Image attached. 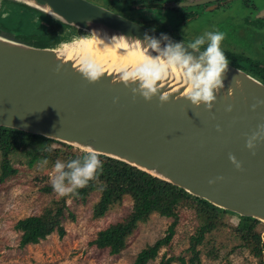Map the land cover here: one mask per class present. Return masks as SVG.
Returning <instances> with one entry per match:
<instances>
[{"label": "water", "instance_id": "1", "mask_svg": "<svg viewBox=\"0 0 264 264\" xmlns=\"http://www.w3.org/2000/svg\"><path fill=\"white\" fill-rule=\"evenodd\" d=\"M5 1L10 11L0 6V127L76 149L77 144L91 145L101 155L229 214L264 223V139L256 142L254 150L246 147L248 136L264 124V104L257 103L264 100L262 80L229 62L224 88L211 110L183 98L179 79L169 81L173 95L168 102L161 103L158 97L151 101L140 95L134 98L129 88L116 82L114 69L136 63L138 53L112 49L107 58H97L112 76L105 74L96 83H88L75 70L74 57H65L57 71L61 61L55 53L62 44L90 38L93 32L106 42L120 35L143 39L146 33L160 38L164 32L92 0ZM38 13L75 32L53 44L23 37L32 33L25 19ZM168 36L173 42L183 41ZM230 154L241 163L240 169L230 161Z\"/></svg>", "mask_w": 264, "mask_h": 264}, {"label": "rangeland", "instance_id": "2", "mask_svg": "<svg viewBox=\"0 0 264 264\" xmlns=\"http://www.w3.org/2000/svg\"><path fill=\"white\" fill-rule=\"evenodd\" d=\"M257 2L259 8L264 6L260 0ZM247 13L248 10L241 4L237 8L239 19L236 24L222 25L209 22L201 24V28L209 32L225 33L222 50L263 60L264 29L261 30L260 26L264 25V18L255 15L246 19ZM35 15L38 18L43 16L41 13ZM25 25L27 30H32L38 23L31 17L25 19ZM235 62L236 65L249 68L246 60ZM50 146H59V143L52 142ZM73 149L81 152L74 147ZM18 158V156L15 157L16 160ZM27 159L24 158V163H16L21 169L16 177L0 185V264H134L138 253L164 236L173 222V218L153 214L147 222L139 224L128 238L127 246L121 253L111 254L108 248L100 249L91 245L90 242L95 239L100 230L127 216L132 210L133 201L130 196H126L123 201L111 206L103 217L95 218L94 205L100 198V191L97 190L89 195L86 203L77 202L71 198L67 200L76 219L74 221L70 218L66 219L67 233L63 238L54 232L37 244H29L21 248L19 246L21 232L15 229L17 222L29 215L40 213L52 200L58 199L53 189H46L51 187L50 178L53 169L41 172L37 164L30 167L26 162ZM224 219L228 223H239V217L233 214L226 213ZM199 224L200 220L194 209L182 208L177 231L169 250L161 249L157 259L149 264H159L165 252L167 256L173 254L188 260L191 256L190 237ZM241 242V238L231 227H218L208 234L206 243L200 246L203 250L202 264H229V262L259 264L258 259L247 248L241 246ZM214 248L217 249V257L212 254ZM177 263L179 261L173 262V264Z\"/></svg>", "mask_w": 264, "mask_h": 264}, {"label": "trees", "instance_id": "3", "mask_svg": "<svg viewBox=\"0 0 264 264\" xmlns=\"http://www.w3.org/2000/svg\"><path fill=\"white\" fill-rule=\"evenodd\" d=\"M26 10L29 13L32 12L28 8ZM44 16L45 14L36 20L38 25L32 29L33 31L38 26L43 28L50 22L58 23L70 30L59 34L52 31L40 34L38 37H31L30 34L23 37L33 38L40 43L53 44L75 32L72 27L48 16H45L46 19H44ZM36 32L40 33L37 30ZM52 142L56 141L24 131L0 127V185L20 173L21 169L16 163H24V158H28L26 162L30 167L37 164L38 169L45 172L53 169L57 160L67 163L83 154L74 150L72 146L60 142H56L59 143V146H50ZM49 148L52 150L49 151ZM17 156L19 158L16 160ZM44 159L48 160V164L42 167L40 162ZM100 159L103 161L102 173L97 180L90 181L87 187L79 189L78 196L54 199L40 213L29 215L17 222L15 229L21 232L19 242L21 248L29 244H37L54 232L63 238L67 233L66 219L70 218L73 221L76 219L67 200L71 198L77 202L86 203L89 195L99 190L100 198L95 203L93 210L95 218L103 217L111 206L123 201L126 196L131 197L133 207L123 219L110 224L97 233L95 239L90 242L97 248H108L111 254H119L127 246L128 238L141 222H147L155 213L173 218L165 235L144 247L134 261V264H149L157 259L161 249L169 250L177 231L180 210L190 208L195 210L200 220V224L190 237L191 256L186 260L182 256L173 254L167 256L168 254L165 252L159 264H173L174 261H179L177 264H202L203 250L200 246L206 243L208 234L223 226L231 227L241 238V246L247 248L258 259L259 264H264V225L261 222L246 217H239L237 224L225 222L224 215L227 212L208 201L199 199L177 186L124 162L103 155H100ZM46 189L51 190L52 187ZM212 254L217 257L216 248L212 250ZM229 264L232 263L229 262Z\"/></svg>", "mask_w": 264, "mask_h": 264}, {"label": "clouds", "instance_id": "4", "mask_svg": "<svg viewBox=\"0 0 264 264\" xmlns=\"http://www.w3.org/2000/svg\"><path fill=\"white\" fill-rule=\"evenodd\" d=\"M18 2L26 3L27 0ZM86 22L90 23V20ZM93 36L96 46H104L105 49L111 47L124 54H139L140 58L136 63L122 64L114 69L116 82H122L129 88L134 98L140 95L146 101H151L158 97L161 103L168 102L173 95V92L169 91V81L179 79L184 90L183 98L194 106L203 104L206 109L211 110L217 93L224 88L223 77L229 61L221 48L225 39L223 32H206L188 44L183 41L173 42L166 33H161L160 38L146 33L143 39L124 35L112 36L107 42L96 32H93ZM90 47L91 43L87 38L62 44L55 53L57 60L61 61V64L57 65V71L64 64L65 57H74L77 60L75 70L88 83L98 82L105 74L112 76L107 72L105 65L93 55ZM69 53H72V56H69ZM236 83L239 85L240 81L237 79ZM257 103L264 104V100ZM256 106L254 104L252 107ZM227 110L231 111L232 106L229 105ZM259 139H264V124H259L257 130L248 136L246 147L254 150ZM76 147L83 153L80 157L67 163L57 160L53 166L50 184L58 198L78 196V190L87 187L90 181L97 180L103 171V161L98 149L91 145L81 147L77 144ZM51 150L52 148H49V151ZM229 159L237 169L241 168V163L234 155L230 154ZM40 164L43 167L48 164V160L44 159ZM209 183L215 181L210 180Z\"/></svg>", "mask_w": 264, "mask_h": 264}, {"label": "flooded vegetation", "instance_id": "5", "mask_svg": "<svg viewBox=\"0 0 264 264\" xmlns=\"http://www.w3.org/2000/svg\"><path fill=\"white\" fill-rule=\"evenodd\" d=\"M94 2L111 9L121 15L129 17L135 21L146 24L150 27L167 33L177 39L191 43L196 38L206 32L201 28V24H236L238 21L237 8L241 4L248 10L246 19L259 15L264 18V6L258 7V0H93ZM264 3V0H260ZM9 2L0 0V6L10 11ZM31 11L32 9L29 8ZM33 12V11H32ZM261 14V15H260ZM33 20L38 19L34 15ZM37 22V21H36ZM53 24V25H52ZM261 30L264 25L261 24ZM37 31L40 33L37 34ZM29 36L38 37L40 34H46L53 31L63 33L70 28H65L58 23L50 22L43 28H38ZM222 45V43H221ZM206 47V45H205ZM228 61L236 65L235 61L246 60L249 68L236 65L248 73L254 75L264 82V59L245 57L240 54L227 52L223 50ZM234 60V61H233Z\"/></svg>", "mask_w": 264, "mask_h": 264}, {"label": "bare ground", "instance_id": "6", "mask_svg": "<svg viewBox=\"0 0 264 264\" xmlns=\"http://www.w3.org/2000/svg\"><path fill=\"white\" fill-rule=\"evenodd\" d=\"M89 42L91 43L90 51L93 53V55L98 59H105L109 55L110 51H112L111 47H108L105 49L104 46H96L94 43V36L87 38Z\"/></svg>", "mask_w": 264, "mask_h": 264}]
</instances>
